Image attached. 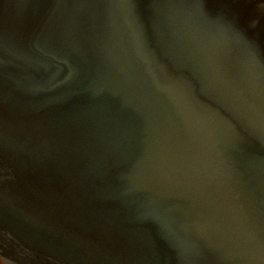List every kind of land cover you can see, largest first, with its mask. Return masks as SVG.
Listing matches in <instances>:
<instances>
[{
	"label": "water",
	"instance_id": "1",
	"mask_svg": "<svg viewBox=\"0 0 264 264\" xmlns=\"http://www.w3.org/2000/svg\"><path fill=\"white\" fill-rule=\"evenodd\" d=\"M201 60L226 75L179 74L184 145L159 65ZM0 61L7 262L264 264V127L234 103L264 90V0H0Z\"/></svg>",
	"mask_w": 264,
	"mask_h": 264
},
{
	"label": "snow or ice",
	"instance_id": "2",
	"mask_svg": "<svg viewBox=\"0 0 264 264\" xmlns=\"http://www.w3.org/2000/svg\"><path fill=\"white\" fill-rule=\"evenodd\" d=\"M97 2H104V0H97ZM122 3L128 5H134L136 0H121ZM177 0H154L157 4H171L176 3ZM139 51L142 55L152 62H157L148 50L146 38L141 35L139 41ZM162 72L167 77L170 88L169 96L174 104L176 110L184 117L183 131L179 134L178 143L184 145H190L192 143L191 129L189 127L188 119L186 118V111L190 110L189 105V87L179 74L184 72H196L198 75L206 77L217 82H222V77L226 75L225 69L215 65L207 60H201L196 68H192L190 64L181 65L172 63L169 65H159ZM0 68H2V61H0ZM206 82V81H202ZM241 91L236 95L234 103L237 108L243 113L245 119L249 123H259L261 127H264V90L258 95H247L244 91V85H240ZM163 207V205H162ZM150 219H156L159 222L158 217H154L149 214ZM177 225L180 227L188 226L191 233L195 237H202L201 229L210 226V222L205 213L196 212L193 216V223L186 225V220L183 216L177 218ZM208 254L212 253L211 247L207 248Z\"/></svg>",
	"mask_w": 264,
	"mask_h": 264
},
{
	"label": "flooded vegetation",
	"instance_id": "3",
	"mask_svg": "<svg viewBox=\"0 0 264 264\" xmlns=\"http://www.w3.org/2000/svg\"><path fill=\"white\" fill-rule=\"evenodd\" d=\"M0 261H1V260H0ZM1 264H5V263L1 261Z\"/></svg>",
	"mask_w": 264,
	"mask_h": 264
},
{
	"label": "bare ground",
	"instance_id": "4",
	"mask_svg": "<svg viewBox=\"0 0 264 264\" xmlns=\"http://www.w3.org/2000/svg\"><path fill=\"white\" fill-rule=\"evenodd\" d=\"M0 260L2 261V258H0Z\"/></svg>",
	"mask_w": 264,
	"mask_h": 264
},
{
	"label": "rangeland",
	"instance_id": "5",
	"mask_svg": "<svg viewBox=\"0 0 264 264\" xmlns=\"http://www.w3.org/2000/svg\"><path fill=\"white\" fill-rule=\"evenodd\" d=\"M0 264H1V261H0Z\"/></svg>",
	"mask_w": 264,
	"mask_h": 264
}]
</instances>
